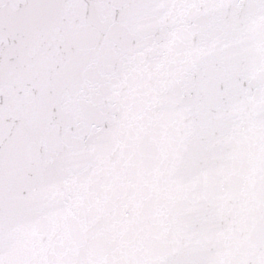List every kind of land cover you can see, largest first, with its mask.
<instances>
[{"label":"snow or ice","instance_id":"obj_1","mask_svg":"<svg viewBox=\"0 0 264 264\" xmlns=\"http://www.w3.org/2000/svg\"><path fill=\"white\" fill-rule=\"evenodd\" d=\"M0 264H264V0H0Z\"/></svg>","mask_w":264,"mask_h":264}]
</instances>
